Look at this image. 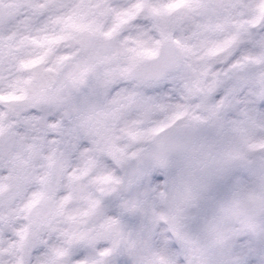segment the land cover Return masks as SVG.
Here are the masks:
<instances>
[{"label": "clouds", "instance_id": "clouds-1", "mask_svg": "<svg viewBox=\"0 0 264 264\" xmlns=\"http://www.w3.org/2000/svg\"><path fill=\"white\" fill-rule=\"evenodd\" d=\"M0 264H264V0H0Z\"/></svg>", "mask_w": 264, "mask_h": 264}]
</instances>
